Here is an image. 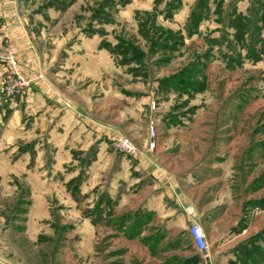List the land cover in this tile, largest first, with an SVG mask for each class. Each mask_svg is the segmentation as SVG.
I'll list each match as a JSON object with an SVG mask.
<instances>
[{"label": "rangeland", "instance_id": "rangeland-1", "mask_svg": "<svg viewBox=\"0 0 264 264\" xmlns=\"http://www.w3.org/2000/svg\"><path fill=\"white\" fill-rule=\"evenodd\" d=\"M18 1L20 17L50 52L58 42L80 53L86 39L88 48L93 42L89 54L109 55L111 82L149 123L233 120V141L248 143L234 155L248 171L234 181L249 186L244 201L242 190H233V240L215 239L206 254L189 249L182 224L151 237L148 212L124 211L102 193L92 202L96 189L84 184L88 155L71 152L62 172H78L64 181L50 155L37 158L36 142L22 140L27 124L13 108L41 78L23 64L19 45L26 36L13 0H0V264H264V4L262 13L233 19V45L212 33L187 45V31L165 28L152 0ZM9 46L16 69L5 56ZM116 138L115 149L127 154ZM38 200L42 207H35Z\"/></svg>", "mask_w": 264, "mask_h": 264}, {"label": "crops", "instance_id": "crops-1", "mask_svg": "<svg viewBox=\"0 0 264 264\" xmlns=\"http://www.w3.org/2000/svg\"><path fill=\"white\" fill-rule=\"evenodd\" d=\"M152 1L158 4L155 15L165 28L187 31V45H199L211 33L212 37L221 36V43L233 45V19L262 13L264 4V0ZM152 6L153 2L148 8ZM13 12L18 15L21 29L18 28L26 36L19 45L23 64L28 71L43 74L13 108L27 124L21 139L36 142L37 158L43 159V153L45 157L50 155L62 175L67 170L64 164L72 160L71 152L88 155L84 184L88 191L96 189L91 201L102 193L115 199L124 211L148 212L151 237L155 232L161 234L164 226L169 230L171 224H182L189 249L202 253L188 233L190 223L197 222L205 231L207 252L219 237L232 241L233 198L237 197L233 190H242L240 199L244 201L249 186L247 182L236 185L234 181L235 175L248 171L247 161L241 167L237 166L241 160L234 163V155H242L248 143L233 141L237 137L233 134V120L156 118L155 146L149 149V120L142 117L141 106L126 101L122 88L111 82L110 56L89 54L93 52V42L90 40L88 48L86 39L81 40L85 41V50L80 53L75 46L59 47L58 42L50 52L20 17L18 0H13ZM261 37L264 45V29ZM67 41L70 43H63ZM244 62H250V58L245 56ZM119 135L132 139L138 147L135 155L115 149L112 141ZM13 140L16 141H8ZM73 166L75 162L70 167ZM69 171L63 174L64 181L78 168ZM34 205L42 207V202L38 200Z\"/></svg>", "mask_w": 264, "mask_h": 264}, {"label": "built area", "instance_id": "built-area-1", "mask_svg": "<svg viewBox=\"0 0 264 264\" xmlns=\"http://www.w3.org/2000/svg\"><path fill=\"white\" fill-rule=\"evenodd\" d=\"M16 49L14 46H9L8 50L5 53L6 59L8 60V62L16 69ZM34 77L36 78H42L43 74L42 73H37L34 75ZM149 128L151 131L150 134V140H149V146L151 148L154 147L155 143H154V137H155V130H154V126L153 123H149ZM116 142L117 145L120 147V149L124 152H126L127 154L130 155H135L138 152L137 147L135 146V144L132 142V140L126 136V135H119L116 138ZM188 233L189 236L193 242V244L196 246V248L202 252V253H206L207 249H208V245L206 242V234L205 231L203 230V228L201 227V225L197 222H192L190 223V225L188 226Z\"/></svg>", "mask_w": 264, "mask_h": 264}]
</instances>
